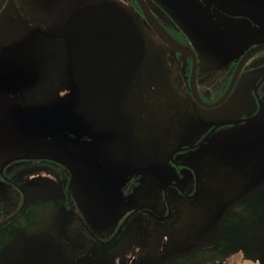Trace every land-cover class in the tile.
Wrapping results in <instances>:
<instances>
[{
    "label": "flooded vegetation",
    "instance_id": "flooded-vegetation-1",
    "mask_svg": "<svg viewBox=\"0 0 264 264\" xmlns=\"http://www.w3.org/2000/svg\"><path fill=\"white\" fill-rule=\"evenodd\" d=\"M99 1L158 53L96 137L31 136L19 122L31 105L73 100L58 40L33 79L0 77V264H264V0H145L179 49L136 0H4L0 22L44 40ZM0 41V54L14 43Z\"/></svg>",
    "mask_w": 264,
    "mask_h": 264
},
{
    "label": "water",
    "instance_id": "water-1",
    "mask_svg": "<svg viewBox=\"0 0 264 264\" xmlns=\"http://www.w3.org/2000/svg\"><path fill=\"white\" fill-rule=\"evenodd\" d=\"M3 1H0V7ZM136 3L154 32L165 43L179 49L145 0H136ZM179 3L175 2L174 6L178 8ZM220 5L222 7L224 3L220 2ZM11 27L14 29L17 23L0 22V39L7 37V41L14 42L0 54V77L4 78L5 84L18 85L36 77L45 52L49 51L47 48L58 40L65 48L63 52L68 59L69 81L74 94L73 100L66 104H35L26 108L19 121L23 123V130L31 136H40L38 132L57 127L69 130L77 137L83 134L96 137L99 131H109L114 104L137 71L145 50L140 30L125 10L106 1L89 3L75 10L59 33L44 40L34 34L30 41L21 42L20 35L9 31ZM186 30L191 33L189 27ZM221 45L222 42L220 52L223 53L225 48ZM222 56L214 67L222 66L228 60L227 56ZM20 75L23 77L19 78ZM98 125L105 126L98 129ZM47 133L41 136L46 137Z\"/></svg>",
    "mask_w": 264,
    "mask_h": 264
},
{
    "label": "rangeland",
    "instance_id": "rangeland-1",
    "mask_svg": "<svg viewBox=\"0 0 264 264\" xmlns=\"http://www.w3.org/2000/svg\"><path fill=\"white\" fill-rule=\"evenodd\" d=\"M139 30H140V34L142 36V39L144 41V47L146 46V48H147L146 50H144V56H143L142 61L143 62L144 61L147 62L146 61L147 59H153V58H155L154 57V54L155 53H158V50L153 45H152V47H150L151 43L152 42H155L157 40L145 28L144 29H141L140 28ZM148 47H150V48H148Z\"/></svg>",
    "mask_w": 264,
    "mask_h": 264
}]
</instances>
